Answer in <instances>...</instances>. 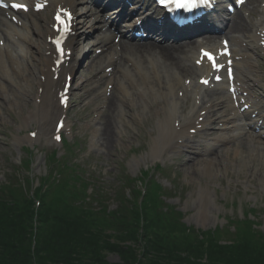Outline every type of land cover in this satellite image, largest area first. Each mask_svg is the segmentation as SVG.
Masks as SVG:
<instances>
[{"label": "bare ground", "instance_id": "obj_1", "mask_svg": "<svg viewBox=\"0 0 264 264\" xmlns=\"http://www.w3.org/2000/svg\"><path fill=\"white\" fill-rule=\"evenodd\" d=\"M19 1L25 4H33L35 0ZM253 1L257 2V0ZM47 2L54 10L60 7L71 9L76 19H78V21H76V27L75 19H73L74 23L71 27L68 47H75L80 43L81 36L85 35L89 30L94 31V28L98 26L95 20L91 21L90 17L85 15V12H76L77 7L85 8L87 6L84 0H47ZM96 2L107 5L105 1L102 0ZM262 3H264V1ZM262 10L264 12V8H262ZM252 12H254V10H252ZM85 20H88V22L86 25H83V21ZM244 21L243 17L239 18L235 15L233 21L224 28V33L221 35L224 39L228 37L232 51V59L234 61L233 67L235 71L234 86L236 87L234 96L228 94V83L225 81V69L223 68L221 72H216L210 67L209 63L200 60L201 55L196 48L203 45L189 52L176 51L161 46H154V48L146 49L142 48L140 45L135 47L123 45V47L120 46L117 48L111 44L112 36L102 33L101 37L95 41L94 45L96 44V46L98 45L101 47L110 45V47L107 53H105L106 56L104 58L99 55L98 59L94 61L95 63L93 62L95 64L94 68H100L102 62L104 64L108 63L110 66L115 65V84L125 97H129L130 92L128 88L124 86L123 81L132 83L129 85V89L136 92L140 98L143 99L150 95L153 96L154 99V101H152V99L150 101L158 104L160 103L161 106L157 108V110L160 111L155 110L159 129V134H157V137L154 139L155 149L162 150L167 148L170 149L169 152L171 153L174 151L179 152L182 146H186L192 140L188 134L190 129L197 130L200 128L201 133H196V135L201 136V139L207 137V127L210 123L212 110L219 107L221 104H227L231 112L229 116L222 117V121L220 122L222 123V128L218 130L220 135L217 139L222 142H227L230 137H226H228V133H231L233 138L236 136H243L245 139H241V141L246 143L247 141L251 142L253 141V136H247V130L256 128L260 121L264 123V107L263 109L259 108L251 97L252 91L250 87H252L253 84L249 85V81L253 73L252 65L248 54L242 50V47L243 41L247 38L252 39L254 44L261 42V38H264V33H262L264 28L262 31L256 30L250 33L248 25L244 24ZM41 22L42 20L30 16L23 19L22 22L13 24L11 21L0 16V42H3V47H0V58L4 53L12 51L14 48L22 54H27L31 50L47 51L49 55L46 57L44 54L46 64L41 65V74H44L45 68L49 70L50 74V69L53 67V63L57 61V56L54 55L46 42L47 38L51 37V32L50 30L46 32L42 31L39 27V23ZM144 22L155 33H160L162 35V40H170L172 33L169 30L164 29L160 25L149 23L148 21ZM88 25H90V27ZM154 32L150 33L149 36L155 35ZM220 33L221 32L218 34ZM234 33H238L243 39L229 36ZM43 36L45 37L44 40L42 39ZM177 39L178 37L175 38V40ZM181 44L182 43L178 46L182 47L183 45ZM208 47L217 52L220 51V49H218L219 46L214 43L208 45ZM261 51L264 53L262 48ZM41 54L42 53H40V55ZM219 61H223L221 56H219ZM128 66H130V68ZM27 67H30L29 64ZM67 67L72 69L74 67V61L70 60ZM48 76L49 75L44 76V78H46L44 84L41 83L40 79H38V81L33 80L37 89L40 87L44 89L41 95L38 96L36 94L31 100L34 106L40 109L42 113L45 111L43 107L44 103L39 105L35 104L37 99L45 101L46 96H54L59 102L57 98L58 90L49 92L50 86ZM134 77H138L143 81L138 83ZM201 77L205 79L210 78V83H208L207 86L197 84V80ZM3 80L0 79V90H4ZM257 84L259 85V83ZM213 85H215L214 88L216 91H224L225 97L216 98L214 97L215 92H208L207 89L211 88ZM254 86H256L255 83ZM202 94H204V96L201 98L200 96ZM205 96H209V98ZM188 99L189 102L185 104ZM117 101L121 102V99L117 97ZM129 106L135 107L133 100H131ZM144 106L146 108V105ZM106 110H108V113L106 116L104 115L105 118L103 116V119L100 120V122L104 120V122H101L102 136L100 139V147L108 151L111 146H113L114 142L116 143L118 141L120 135L119 125L121 124L119 123V115L114 117L113 115L116 113V110H120L119 113L121 115L122 112L125 113V110L121 108V106H117L116 103L111 104L110 102ZM51 113L55 115V117L41 116L42 118H38L34 116L35 113L31 114L39 129L37 139L47 138L51 133V125H48V122H57L58 118L64 115V113L57 108H52ZM201 113H204V115L201 116ZM160 115L162 116L161 119H159ZM255 115H257L256 118H259V120L254 118ZM200 118H202L201 123H199ZM112 119H114V123ZM176 124L177 128H175ZM182 133H184L183 136H181ZM262 136H264V131ZM250 142H248V144ZM195 145L200 146L199 142L195 143ZM235 145L239 148L240 144L235 143ZM208 146L213 147L211 144ZM255 150L261 152L259 157H264L262 155L264 154V147H262V145L255 147L254 152H256ZM213 163L215 164L211 159H204L197 164L196 168L200 169L203 167V177L215 179L218 174L216 173L215 166H212ZM246 167L248 168V166ZM199 197L201 199L209 198L206 192L199 193ZM203 201L205 202L206 200Z\"/></svg>", "mask_w": 264, "mask_h": 264}, {"label": "rangeland", "instance_id": "obj_2", "mask_svg": "<svg viewBox=\"0 0 264 264\" xmlns=\"http://www.w3.org/2000/svg\"><path fill=\"white\" fill-rule=\"evenodd\" d=\"M250 1L248 0L247 7L243 10L252 9ZM242 11L240 15H243ZM257 65L259 69L264 68L263 60L258 61ZM31 67L36 70L35 65ZM9 71L15 75L11 78L18 90L15 88L16 91L0 99V190L8 181H23L25 175L23 169L27 156L24 148L32 147L28 143L27 134L35 131L37 127L32 123L24 124L23 121L28 114L31 101L27 98V103H24L25 99L21 91L27 85L28 97L33 95L31 91L34 86L33 79L23 81L17 66ZM257 72L260 76H264L263 69ZM90 76L88 74L87 78ZM21 85H23L22 89ZM78 97L77 95L76 98ZM81 99L87 100L83 95ZM80 106L81 104L77 107ZM94 108L95 105H92L87 111L81 110L78 113L76 119L79 120V125L68 142L74 137H77L81 144L83 142L82 150H78L73 159L82 166L84 177H87L89 181L90 188L87 194L100 192L102 195L100 197L102 199L106 197L104 200L113 210L124 198L132 202L135 200V190L140 189L138 181L140 175L143 170H147L157 162L152 158V141L157 134V117L153 107L145 111L143 116L140 112L137 115L136 111L133 112L132 108L127 107L126 114L133 124L122 125L120 141L114 142L110 150L96 149V151L90 146L89 130L86 128L87 120ZM56 148L48 143L39 144L38 149L36 147L33 175L35 186H38L36 178L47 177V165H49L47 156ZM57 149L59 156L63 154V151ZM184 151L187 153L181 154L180 158L174 155L169 161H160L169 165L173 164L174 167L169 171L170 174L164 175L165 177L160 174H156L155 177L165 188L167 195L165 200L161 199L160 205L165 203L168 207L177 208L176 211L183 212V222L186 224L185 234L190 233L188 230L190 227L201 233L215 230L216 227L223 228L225 221L229 218L234 222L243 220L244 215L241 216L243 212L246 218L252 219L250 228L257 229L264 235V165L258 159H253L250 167L247 168L249 164H246V161L223 155L213 158L215 164L212 166H215L218 176L210 179L203 177L194 168L197 152L189 149ZM37 158L41 159L39 163ZM189 159L191 161L187 162ZM173 171L176 172V179H174ZM201 192H206L209 198L201 199L199 197ZM153 201L157 202V197L153 198ZM250 209L255 211V215L249 213ZM225 229L232 232L234 227L229 225ZM108 261L114 263L118 259L114 255H109Z\"/></svg>", "mask_w": 264, "mask_h": 264}, {"label": "trees", "instance_id": "obj_3", "mask_svg": "<svg viewBox=\"0 0 264 264\" xmlns=\"http://www.w3.org/2000/svg\"><path fill=\"white\" fill-rule=\"evenodd\" d=\"M44 186L31 198L28 187L0 193V264H112L109 254L119 258L114 264H264V236L248 223L226 235L185 234L183 225L154 216L149 195L141 207L119 208L109 216L105 209L85 208L72 194L45 197L50 188L43 194ZM35 199L40 200L36 237Z\"/></svg>", "mask_w": 264, "mask_h": 264}, {"label": "snow or ice", "instance_id": "obj_4", "mask_svg": "<svg viewBox=\"0 0 264 264\" xmlns=\"http://www.w3.org/2000/svg\"><path fill=\"white\" fill-rule=\"evenodd\" d=\"M159 3L165 9H169L171 7V10L191 11L193 8H196L198 6V3L201 5H205L208 3V0H159ZM8 6L9 5L4 3L3 0H0V8H7ZM10 6L12 9H15L17 11H28V7L22 3L13 2ZM65 15H67V13H65ZM57 20H59L61 24H64V21L61 20L59 16H57ZM63 31H68V25L64 24ZM53 42L56 44L57 49L63 52L62 48L60 47L61 41L54 40ZM204 55L212 62L214 68L217 67V65L215 64V58L210 53L205 52ZM204 83H207V81H204ZM57 139H59V137H57Z\"/></svg>", "mask_w": 264, "mask_h": 264}]
</instances>
